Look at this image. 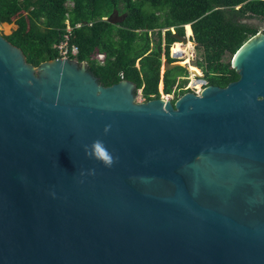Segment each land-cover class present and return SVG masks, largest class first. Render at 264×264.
Wrapping results in <instances>:
<instances>
[{
  "label": "water",
  "instance_id": "obj_1",
  "mask_svg": "<svg viewBox=\"0 0 264 264\" xmlns=\"http://www.w3.org/2000/svg\"><path fill=\"white\" fill-rule=\"evenodd\" d=\"M239 21L238 79L174 102L0 34V264H264V22Z\"/></svg>",
  "mask_w": 264,
  "mask_h": 264
},
{
  "label": "trees",
  "instance_id": "obj_2",
  "mask_svg": "<svg viewBox=\"0 0 264 264\" xmlns=\"http://www.w3.org/2000/svg\"><path fill=\"white\" fill-rule=\"evenodd\" d=\"M113 9L126 12L124 27L102 19ZM243 17L264 22V0H0V24L16 25L3 36L22 50L27 62L37 66L60 57L54 44L68 33V24L69 43L78 47L77 55L70 58L85 61L104 86L120 81L122 73L136 84V91L141 89L143 101L160 98V60L156 52L145 54L148 40L138 29L173 26L183 35V25L189 23L199 50L195 65L207 85L224 87L239 77L231 67L233 54L259 30L240 22ZM167 36L173 41L169 30ZM96 50L105 55L102 63L92 58ZM186 73L185 67H176L164 79L163 91L173 92L172 102L189 91L184 88L186 79L174 87L175 76Z\"/></svg>",
  "mask_w": 264,
  "mask_h": 264
},
{
  "label": "flooded vegetation",
  "instance_id": "obj_3",
  "mask_svg": "<svg viewBox=\"0 0 264 264\" xmlns=\"http://www.w3.org/2000/svg\"><path fill=\"white\" fill-rule=\"evenodd\" d=\"M109 16H110V18L112 20L111 24L115 25L116 27H122V26L124 27L123 23H124L125 18H126V12L121 11V10H117V9H113L108 16L103 17L102 19L106 20V18L109 17ZM188 24L189 23L183 25V29H184L183 35L180 34L176 30V28L173 27V26L160 27V28L159 27H155V28H146V29H138L137 30V32L140 33V34H142V33L146 34V37H147V40H148V48H147L145 54L146 55H150L153 52L157 53L158 59L160 60V65H159V69H158L159 81H160V83L162 82L163 88H164V79H165V77L167 75H170L171 71L174 68L183 67L181 65H177V66H175V67H173L171 69L169 68V69H166L163 72H161L160 68L162 67V65L165 62H167V63H178L180 61H185V63L188 62L187 65H189V61H186L185 55L182 56L183 53L181 52V50H179L178 48L173 49V45H175V47H176V45L179 44L181 46L186 47L187 46V42L189 43V45L191 43L190 42L191 40H192V42H194L193 39L191 38L192 32L190 33L191 26L189 27ZM187 28H188V30H186ZM168 30L171 32V37L173 38V41H171V42H169V40H168V36H167V31ZM173 34L180 35L182 38L177 39V38H175L173 36ZM194 45L195 46H192L193 50L197 49L196 48V42H194ZM99 54H101L102 56H99ZM191 54H193V53H191ZM104 57H105L104 53L99 52L98 50H96L93 53V55H92V58H95L96 60H98L101 63L103 62ZM192 57H193V55H192ZM135 66L139 68L138 60H136ZM190 72H191V70H189V71L187 70L186 74L176 75L175 76L176 77V84H175L174 87H176L177 84L181 80L189 78L188 76H189V74H191ZM120 77H121V79H124L122 73L120 74ZM196 80L199 81V86L198 87L194 86L196 84L194 81H196ZM187 81L188 82L191 81V85H193V87H190V88L187 87V88L189 89V91H193V92L203 88L204 84L207 85V81L204 79V73L202 72V70H201V74L196 75V74L193 73V78L190 77V80H187ZM175 89H177V88H175ZM140 91H141V89H140ZM186 92H188V91H186Z\"/></svg>",
  "mask_w": 264,
  "mask_h": 264
},
{
  "label": "rangeland",
  "instance_id": "obj_4",
  "mask_svg": "<svg viewBox=\"0 0 264 264\" xmlns=\"http://www.w3.org/2000/svg\"><path fill=\"white\" fill-rule=\"evenodd\" d=\"M7 24L8 23H1L0 24V34H2V35H6V34H9L10 32H11V30L12 29H14L15 27H16V25L14 24V22H12V23H10L9 24V26H7ZM186 30H188V28L186 29ZM260 31V27H259V30H258V32ZM191 43H190V45H189V43L187 42V46L186 47H184V46H180V47H182V48H187V51H188V54H184L185 55V57H186V61H188L189 60V65H187L188 64V62L187 63H185V61H180V62H178V64L179 65H181V66H183V67H185L188 71L189 70H195V67H197L196 65H195V61H196V59L198 58V53H199V50L198 49H195V50H193V48H192V46H195L194 45V42H192V40L190 41ZM178 45V44H177ZM175 48H177V47H175V45H173V49H175ZM191 53H193V54H191ZM184 55H182V56H184ZM192 55H193V57H192ZM160 70H161V72H163L164 71V69H163V65H162V67L160 68ZM199 71H200V74H201V69L199 68ZM191 74H189V78H187L186 80H190V77L191 78H193V71H191L190 72ZM193 81V80H192ZM197 81V80H196ZM194 81L196 84L194 85V86H196V87H198L199 86V82L197 81ZM187 87H193V85H191V81H187V83L185 84V87L184 88H187ZM174 88V87H173ZM158 91H159V93H160V98H165V96L167 95L166 93H164V91H163V85H162V82L160 83V81H159V84H158ZM168 96H169V99H171L172 97H173V92H171V93H168ZM134 102L136 103V102H144L143 101V98H142V96H141V91H140V89H138L137 91H136V97H135V100H134Z\"/></svg>",
  "mask_w": 264,
  "mask_h": 264
},
{
  "label": "built area",
  "instance_id": "obj_5",
  "mask_svg": "<svg viewBox=\"0 0 264 264\" xmlns=\"http://www.w3.org/2000/svg\"><path fill=\"white\" fill-rule=\"evenodd\" d=\"M76 26H79V24H77ZM66 30L68 31V33L64 34V38L62 40H60L58 43L54 44V47L57 49L60 58H69L72 56L77 55L78 53V47L75 44H70L69 43V32L71 30V27L67 24ZM99 56H102L101 54H99ZM206 84H204L203 88L205 87ZM199 89L197 91H194L195 93H200V91L203 89ZM165 100H171L169 99L168 94L165 96V98H163Z\"/></svg>",
  "mask_w": 264,
  "mask_h": 264
},
{
  "label": "clouds",
  "instance_id": "obj_6",
  "mask_svg": "<svg viewBox=\"0 0 264 264\" xmlns=\"http://www.w3.org/2000/svg\"><path fill=\"white\" fill-rule=\"evenodd\" d=\"M96 147H97L98 155H100V157L102 159H104L105 162L110 164L111 163V158L107 155V153L100 149L99 144H97Z\"/></svg>",
  "mask_w": 264,
  "mask_h": 264
},
{
  "label": "bare ground",
  "instance_id": "obj_7",
  "mask_svg": "<svg viewBox=\"0 0 264 264\" xmlns=\"http://www.w3.org/2000/svg\"><path fill=\"white\" fill-rule=\"evenodd\" d=\"M7 26H9V24H7ZM188 26L190 27V25L188 24ZM190 33H191V31H190ZM181 45H176V47L179 49V50H181V52L183 53V55L185 54H188V51H187V48H182V47H180ZM189 61V60H188ZM196 71V70H195ZM196 73L198 74V72L196 71ZM197 82V81H196ZM199 82V81H198ZM202 82V81H201Z\"/></svg>",
  "mask_w": 264,
  "mask_h": 264
}]
</instances>
